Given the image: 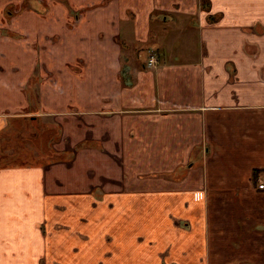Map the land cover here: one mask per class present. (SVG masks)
I'll use <instances>...</instances> for the list:
<instances>
[{
	"label": "crops",
	"instance_id": "obj_1",
	"mask_svg": "<svg viewBox=\"0 0 264 264\" xmlns=\"http://www.w3.org/2000/svg\"><path fill=\"white\" fill-rule=\"evenodd\" d=\"M0 73V264H264V0H0Z\"/></svg>",
	"mask_w": 264,
	"mask_h": 264
},
{
	"label": "rangeland",
	"instance_id": "obj_2",
	"mask_svg": "<svg viewBox=\"0 0 264 264\" xmlns=\"http://www.w3.org/2000/svg\"><path fill=\"white\" fill-rule=\"evenodd\" d=\"M8 9L10 10V8H7V11H8ZM1 52H4V51L1 50ZM141 57L143 59H145V57H147V54L145 52H143ZM4 90H5V75H2V73H0V110L5 109V106L13 107V105H14L10 101L5 103V96L11 98V97H13L14 94L11 93L10 91H7L4 94ZM24 130L26 131L27 134L34 135L36 133L34 128H32L31 126H25ZM31 137H28L27 139H25V142L23 143L24 145H22L20 147L21 149L18 150L16 156L10 155L9 161H11V163L22 164V163H27V162H34L35 160H37L38 155H40V156L44 155V152H42L41 149L47 150L46 156L53 158L54 153L50 151V149L48 148L49 147L48 144L51 141V139L55 136H51L52 138L51 137L49 138L48 143H47V141H44V137L42 139H41V137H39V138L36 137L37 139L35 138L36 139L35 140L36 144L34 143L35 145L30 141ZM21 139H23V138H21ZM40 139H41V141H40ZM5 156L6 155L4 152V158H5ZM113 244H114V242L109 246V245H106V243H105V245L107 247V251L105 252V255L102 257V260L99 264H115L114 259H113V257H114ZM43 261H44V259H43Z\"/></svg>",
	"mask_w": 264,
	"mask_h": 264
},
{
	"label": "built area",
	"instance_id": "obj_3",
	"mask_svg": "<svg viewBox=\"0 0 264 264\" xmlns=\"http://www.w3.org/2000/svg\"><path fill=\"white\" fill-rule=\"evenodd\" d=\"M156 62H157V59L155 57V54L153 52H150L148 55V59H147V66L153 67L155 66ZM256 181H257V187L259 189H264V171H262L261 173L257 175Z\"/></svg>",
	"mask_w": 264,
	"mask_h": 264
},
{
	"label": "trees",
	"instance_id": "obj_4",
	"mask_svg": "<svg viewBox=\"0 0 264 264\" xmlns=\"http://www.w3.org/2000/svg\"><path fill=\"white\" fill-rule=\"evenodd\" d=\"M203 3H204V1H203ZM203 6H204V4H203ZM123 73V70H121V74ZM124 74V73H123ZM124 80V79H123Z\"/></svg>",
	"mask_w": 264,
	"mask_h": 264
}]
</instances>
